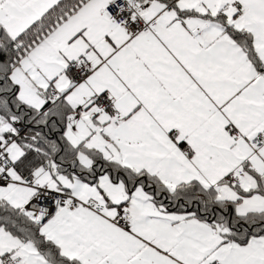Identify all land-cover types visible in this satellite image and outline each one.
I'll return each mask as SVG.
<instances>
[{"label":"snow or ice","instance_id":"6c2138e0","mask_svg":"<svg viewBox=\"0 0 264 264\" xmlns=\"http://www.w3.org/2000/svg\"><path fill=\"white\" fill-rule=\"evenodd\" d=\"M0 264H264V0H0Z\"/></svg>","mask_w":264,"mask_h":264}]
</instances>
